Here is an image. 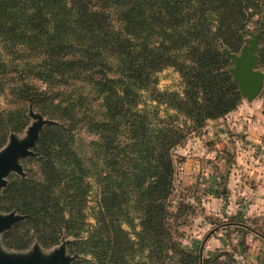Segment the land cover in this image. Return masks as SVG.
Here are the masks:
<instances>
[{
    "label": "trees",
    "instance_id": "trees-1",
    "mask_svg": "<svg viewBox=\"0 0 264 264\" xmlns=\"http://www.w3.org/2000/svg\"><path fill=\"white\" fill-rule=\"evenodd\" d=\"M252 22L264 70V0H0V87L11 100L0 140L26 125L30 99L54 122L28 178L2 193L0 209L25 217L12 230L26 229L4 245L71 237L69 253L92 259L74 264H239L174 241L170 198L174 150L241 103L223 49L238 52ZM167 69L181 93L158 89Z\"/></svg>",
    "mask_w": 264,
    "mask_h": 264
},
{
    "label": "rangeland",
    "instance_id": "rangeland-1",
    "mask_svg": "<svg viewBox=\"0 0 264 264\" xmlns=\"http://www.w3.org/2000/svg\"><path fill=\"white\" fill-rule=\"evenodd\" d=\"M247 27L251 33L244 36L241 49L231 53L224 48L223 52L241 55L242 49L249 48L254 37L259 38L254 22ZM256 69L264 73L259 65ZM157 80L160 91L182 92L181 78L172 69L159 73ZM6 89L7 85L0 87V112L11 106ZM23 106L27 108L26 125L18 131L7 130L4 139L0 140V154L12 140L22 142L27 139L30 127L38 122L36 116L40 114L35 111L32 99ZM40 116L48 123L38 131L39 139L29 150V155L17 161L21 171H11L5 178L6 185L0 188V198L12 177L28 178L32 160L37 158L36 144L44 128L54 123ZM81 139L85 141L88 137L83 133ZM173 155L175 176L170 198V226L174 241L203 257L229 252L239 264H264V85L255 100L248 102L242 97L237 109L226 117L208 121L201 130L189 133ZM95 194L94 188L88 204L90 208L95 205ZM11 213L21 216L0 209V216ZM24 220L25 217L0 233V252L27 256L38 247L42 256L48 258L64 248L66 256L72 258L70 264L82 259L92 261L81 254L69 253L68 248L76 241L71 237H62L50 248H43L36 241L24 250L6 247L5 241L21 240L19 233L26 229H12ZM12 231L18 235H11ZM240 235L243 241L239 240Z\"/></svg>",
    "mask_w": 264,
    "mask_h": 264
},
{
    "label": "water",
    "instance_id": "water-1",
    "mask_svg": "<svg viewBox=\"0 0 264 264\" xmlns=\"http://www.w3.org/2000/svg\"><path fill=\"white\" fill-rule=\"evenodd\" d=\"M250 47H244L241 55L231 54L227 51L223 53L232 63L228 72L232 76L233 82L238 86L239 94L248 102L255 100L260 94L264 85V73L257 70L259 50L258 38L254 37L249 42ZM38 122L29 129L28 138L22 142L12 140V142L0 154V188L6 185L5 178L11 171H21L17 161L29 155V150L39 139L42 125L48 123L43 121L40 115L36 116ZM23 216L9 214L0 216V233L8 229L12 224L22 221ZM71 257L66 256L64 248L55 251L50 257L44 258L35 247L33 252L27 256H10L0 252V264H70Z\"/></svg>",
    "mask_w": 264,
    "mask_h": 264
}]
</instances>
